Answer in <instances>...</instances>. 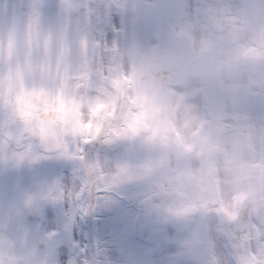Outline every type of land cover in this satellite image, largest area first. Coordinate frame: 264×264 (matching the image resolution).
Returning <instances> with one entry per match:
<instances>
[{
  "label": "clouds",
  "instance_id": "9594fccd",
  "mask_svg": "<svg viewBox=\"0 0 264 264\" xmlns=\"http://www.w3.org/2000/svg\"><path fill=\"white\" fill-rule=\"evenodd\" d=\"M0 264H264V0H0Z\"/></svg>",
  "mask_w": 264,
  "mask_h": 264
}]
</instances>
